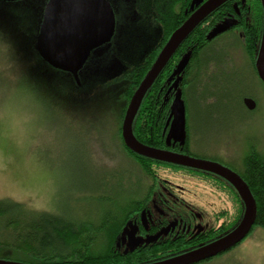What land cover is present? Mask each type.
<instances>
[{
    "label": "rangeland",
    "instance_id": "374dc122",
    "mask_svg": "<svg viewBox=\"0 0 264 264\" xmlns=\"http://www.w3.org/2000/svg\"><path fill=\"white\" fill-rule=\"evenodd\" d=\"M47 1L9 3L0 0V11L16 13L17 22L30 27L32 37L28 40L32 47H35L34 38L38 35ZM126 1L129 3H122L117 9L118 36L121 35L122 41L118 39L115 47L121 49L120 54L98 59L95 52L74 73L46 71L44 63L36 60L30 50L15 56L16 51L10 50L11 46L0 38V200L16 201L30 209L55 215L68 214L70 206L77 209L75 202L80 203V199L73 202V195L88 191L97 176L111 182L113 187L122 176L115 174V179H111L106 175L126 172L125 168L138 165L124 148L121 135L130 101L123 96L121 77L129 66L149 53L150 46L157 41L151 33L158 29L140 21L137 12L129 6L132 0ZM140 33H146L148 38ZM102 50L99 56L110 55L114 49ZM231 55L232 59L224 68L219 67L222 69L220 82H215L219 87H210L209 82L204 81L208 82L207 86L190 89L186 124L192 151L215 157L232 171L240 172L250 148L256 146L264 154V85L256 75L249 84L244 72L251 67L248 51L240 47ZM30 67L38 69V74L31 72ZM25 71L27 81L23 79ZM45 71L49 76L43 74ZM170 83V89L158 100L168 106L165 125L175 95L181 94V85L173 90L174 83L172 80ZM210 90L215 95L202 100ZM168 98L169 104L165 102ZM246 99L255 100L253 111L245 107ZM177 172L174 171L177 175L170 177L171 180L176 185L184 184L182 187L187 191L179 193L177 198L203 214L210 227L234 220L236 209L240 208L234 193L227 196L212 192L208 183ZM87 200L90 203L84 201L80 205L83 212H75L76 216L89 219L85 211L94 206L91 199ZM99 216L96 214L92 219ZM118 248L125 250L122 240ZM204 264H264V229H254L240 245Z\"/></svg>",
    "mask_w": 264,
    "mask_h": 264
},
{
    "label": "trees",
    "instance_id": "16d2710c",
    "mask_svg": "<svg viewBox=\"0 0 264 264\" xmlns=\"http://www.w3.org/2000/svg\"><path fill=\"white\" fill-rule=\"evenodd\" d=\"M212 16L214 14L197 26L184 43L180 45L181 47L173 54L172 59L164 68L165 70L155 80L156 82L143 99L141 108L133 123L134 136L143 145L163 150L167 149L175 153L183 154L184 152L187 156L190 155L199 159L212 158L192 151L191 135H189V129L187 131L188 125H186L185 131L187 136L183 144L184 150L175 149L176 147L167 144L168 134L163 135V131L166 127L165 113L168 106L166 107V104H163L161 100L158 101L160 96H163L170 89L172 84L170 80L174 83L171 78L174 68L185 58L188 59L186 65L190 73L186 74L185 77L184 74L182 75L183 82L180 83V91L187 113L188 93L192 89L203 88L207 86L208 82L210 87H219L215 82H220L219 76L222 73L220 71L222 69H219L222 66L220 64L232 59V55L231 52H221L216 45V40L210 38L209 30L215 26L214 17ZM16 17V13L6 11L3 13V11H0V38L11 46V48L9 47L10 50L16 51L14 52L15 56L23 55L24 50H27V52L30 50L36 60L44 63L43 68L46 71L60 72L44 62L34 45L32 47L28 40L32 37L30 27L28 29L21 26ZM182 24L181 22L179 25H172V29L167 30L162 41H156L149 53L141 58L140 62L132 64L125 70L121 77L122 82H124L122 89L124 98L131 99L165 43ZM27 52L25 51V53ZM32 57H29L30 60ZM35 66L38 67V65ZM30 68H32L31 72H37L38 74V69L35 67ZM46 71V74L43 73L44 75H48ZM24 73L26 75L23 79L27 81V72ZM204 81L208 82L205 83ZM35 83L36 81L33 82V85ZM171 91L173 92V90ZM214 95L215 92L210 90L207 97L202 100L205 101L208 96ZM168 101L169 98L165 102L169 104ZM123 143L127 153L137 161L138 165L125 168L126 172H115L106 175L111 179H115V174L122 176L119 178L118 184L114 182L113 187L111 182L106 181L103 177L98 179L97 176V179H94L96 183H91L93 186L88 191L80 192L81 195H73L75 196L74 199L72 198L73 202L80 199V203L75 202L77 209L70 206L68 214L55 215L49 212H41L30 209L25 204L16 201L1 199L0 259L31 264H145L182 254L184 251L195 248L182 244L178 245V240L174 242L170 240V242L161 243L159 246L137 247L133 251L122 252L118 249L117 244L127 224L133 219L136 212L140 213L148 205L141 203V201H144L145 198L143 183L147 182L149 178H153L154 170L151 166L156 164L179 166L141 157L128 149L124 140ZM177 147L180 148V146ZM242 166V171L237 173L246 181L256 201V223L250 231L252 232L256 228L264 229V154H261L256 146L250 148L243 158ZM101 186L108 187V189L101 188ZM229 187L233 189L230 184ZM233 192L240 201V208L236 209V216L232 221L233 227H235L244 213V205L237 191L233 189ZM94 197L95 199H92ZM87 199H91L94 206L85 211L89 219H86L85 216L84 218L76 216L75 212H83L80 205L84 201L90 203ZM96 214L100 215V218L92 219V216H96ZM214 259L204 260L199 264L212 262Z\"/></svg>",
    "mask_w": 264,
    "mask_h": 264
},
{
    "label": "water",
    "instance_id": "95a60500",
    "mask_svg": "<svg viewBox=\"0 0 264 264\" xmlns=\"http://www.w3.org/2000/svg\"><path fill=\"white\" fill-rule=\"evenodd\" d=\"M1 1L15 3L21 0ZM226 1L208 0L172 33L161 52L155 58L156 60L149 71L141 80V84L132 95L124 114L121 135L126 147L141 157L176 166L203 170L213 173L222 179L224 178L237 191L244 205V213L236 226L226 232V235L204 243V245L195 247L192 250L184 251L182 254L145 264H199L204 262V260L215 258L217 255L237 247L239 243L248 237L256 223V201L248 184L238 173L212 160L199 159L167 149L163 150L143 145L134 136L133 123L137 116L136 114L141 108L143 99L156 82L155 80L163 73L173 54L181 47L180 45L184 43L194 29ZM45 8L43 21L39 29L40 32L35 37V48L44 62L62 73H74L82 68L89 53L110 40L114 30V16L106 0H49ZM221 31H223L222 27L212 30L209 33L210 38H214ZM262 32V45L255 65H257L258 76L264 82V29ZM187 62V58L183 59L172 75V77L174 75L178 76L173 85L174 89L179 87V74L185 70ZM244 103L248 110L253 111L256 107L254 99H246ZM186 116L185 102L182 100V95L177 93L167 121V124L171 125L170 134L175 136L176 140L186 136ZM0 264L31 263L0 259Z\"/></svg>",
    "mask_w": 264,
    "mask_h": 264
},
{
    "label": "flooded vegetation",
    "instance_id": "af4514ba",
    "mask_svg": "<svg viewBox=\"0 0 264 264\" xmlns=\"http://www.w3.org/2000/svg\"><path fill=\"white\" fill-rule=\"evenodd\" d=\"M207 1L208 0H132L133 3L131 5L129 4V6L131 10H134L133 12H137L140 21H144L148 25L151 23L154 28L158 29V32L151 33V36L157 38V41H162L165 38L167 30L170 31L172 29V25L176 26L181 22L183 23L194 14V11L199 9ZM48 2L49 0L47 3ZM106 2L110 6L114 16V30L109 41L96 47L89 53L91 56L96 52L95 57L98 59L120 54L121 49L115 47L118 39L122 41L121 35L118 36L119 16L117 15V9L119 10L121 8L122 3H129L127 1L125 2V0H106ZM212 14H214L212 17H214L215 26H213L209 32L217 27H222L223 30L212 38L216 40L217 47L224 53L236 51L240 49V47L248 51L251 67L250 70L244 72L247 73L249 84L253 78L252 76L256 75L264 85V82H262L260 76H258L257 65H255L259 55V49L262 45V31L264 29L263 0H227L217 7L210 15ZM209 16H207L205 20H207ZM41 19L37 30L40 29L43 21V14ZM148 25L145 27V30ZM39 32L40 30L38 34ZM145 32L147 33V30ZM146 33L140 34L148 38L146 37ZM152 46H150V50ZM106 47H113L114 50L110 55L106 56L103 54L99 56V53L103 52L102 49H106ZM230 60L231 59H229V61ZM225 63H227V61ZM225 63L220 64L222 65L220 67L224 68L223 65ZM176 68H174V71ZM186 68L187 65L185 70L179 74V86L182 81V75L184 74L185 77L186 74L190 73V70ZM177 77V75H174V77L171 78L176 81ZM173 90L176 89L173 88ZM166 125L167 127L164 129L163 135H166V133L168 134L166 140L167 144L171 145V147H176L175 149L184 150L183 144L185 143L186 136L176 140L175 136H171L170 134L171 127L169 128V125ZM177 146H180V148ZM183 154L185 155L184 152ZM206 160H212L219 164L222 163V166H226L220 160L212 158H207ZM151 168L154 170L153 178H149L147 182L145 181V183H143L145 187V198L144 201H141V203L143 202L148 205L144 207L140 213L136 212L133 219L127 224L125 231L120 237V240L126 245L125 250H122V252L128 250L133 251L137 249V247H147L148 245L159 246L161 243L170 242V240L171 242L178 240V245L182 244L184 246L198 247L226 235V232L233 229L232 220L230 221L231 223H222L219 226L210 227V225L205 222L203 214L201 215L198 213L195 208L187 207L183 200L177 198L179 193L186 194L187 191L182 187L184 184L176 185L170 177L177 175L174 171L188 173L189 178H193L200 183H208V189L212 192L214 190L229 196L230 192H234L224 178L222 179L213 173L211 174L190 167H174L156 164L152 165ZM191 182L194 183V181ZM152 202L155 203L154 207H152ZM151 208H154L155 212H153ZM127 228H129L128 231H126ZM221 230L223 231L221 232Z\"/></svg>",
    "mask_w": 264,
    "mask_h": 264
}]
</instances>
